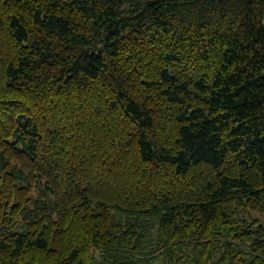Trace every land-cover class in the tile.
Here are the masks:
<instances>
[{
  "label": "trees",
  "instance_id": "16d2710c",
  "mask_svg": "<svg viewBox=\"0 0 264 264\" xmlns=\"http://www.w3.org/2000/svg\"><path fill=\"white\" fill-rule=\"evenodd\" d=\"M264 0H0V264H264Z\"/></svg>",
  "mask_w": 264,
  "mask_h": 264
},
{
  "label": "rangeland",
  "instance_id": "374dc122",
  "mask_svg": "<svg viewBox=\"0 0 264 264\" xmlns=\"http://www.w3.org/2000/svg\"><path fill=\"white\" fill-rule=\"evenodd\" d=\"M255 214L253 215L256 217L260 222H264V214H260L258 212H254Z\"/></svg>",
  "mask_w": 264,
  "mask_h": 264
}]
</instances>
